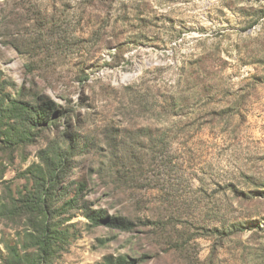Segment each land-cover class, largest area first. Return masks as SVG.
Wrapping results in <instances>:
<instances>
[{
    "label": "rangeland",
    "instance_id": "374dc122",
    "mask_svg": "<svg viewBox=\"0 0 264 264\" xmlns=\"http://www.w3.org/2000/svg\"><path fill=\"white\" fill-rule=\"evenodd\" d=\"M52 186L49 264H264V0H0V264Z\"/></svg>",
    "mask_w": 264,
    "mask_h": 264
},
{
    "label": "trees",
    "instance_id": "16d2710c",
    "mask_svg": "<svg viewBox=\"0 0 264 264\" xmlns=\"http://www.w3.org/2000/svg\"><path fill=\"white\" fill-rule=\"evenodd\" d=\"M28 104H25V108L22 109L26 112L28 108ZM53 186L51 188H47L46 190L39 193H28L23 195L19 201V205L13 206L18 211L22 213L26 212H35L39 218V223H41L42 228L34 239L37 245L32 249V253L27 252L26 249H23L20 254L19 251L14 246H6L7 257L4 264H49L54 256L56 249L61 248L59 243H63L64 239L56 240L53 237L57 231L54 229L53 225V216L50 214L49 208L47 206V202L49 199V194L53 193ZM93 224H105L112 228H118L124 232L131 231L132 223L125 219H117L111 218L107 215L103 217L100 214H95L93 216H88ZM41 221V222H40ZM45 223V227L43 224ZM58 235V233H57ZM58 246V248H57ZM24 252V253H23ZM108 264H127L125 260H116L114 262L108 260Z\"/></svg>",
    "mask_w": 264,
    "mask_h": 264
}]
</instances>
